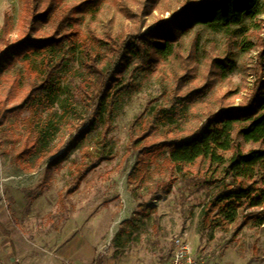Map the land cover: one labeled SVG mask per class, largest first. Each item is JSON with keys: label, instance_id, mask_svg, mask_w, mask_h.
I'll list each match as a JSON object with an SVG mask.
<instances>
[{"label": "trees", "instance_id": "1", "mask_svg": "<svg viewBox=\"0 0 264 264\" xmlns=\"http://www.w3.org/2000/svg\"><path fill=\"white\" fill-rule=\"evenodd\" d=\"M63 1L41 0L37 10L31 5L23 34L12 44L1 40L0 148L6 126L17 127L18 134L8 142L17 148L1 155L10 165L26 170L34 159L51 176L88 136L102 128L95 137L96 148L83 151L89 162L72 164L68 175L74 185L69 194L97 163L113 158L112 148L105 150L110 144L107 136L124 99L138 90L142 76L174 55L180 33L202 26L240 38V47L248 51L254 48L250 32L258 28L257 17L264 14L263 0H201L187 2L179 12L141 34L113 28L91 31L88 25L81 28L75 15L78 7L64 6ZM215 62L223 78L233 71V59ZM70 63L76 68L68 78ZM255 90L243 107L209 112L200 128L183 138L172 134L171 128L190 98L202 92L194 89L188 96L176 92L170 106L152 109V120L140 124L139 136L132 141V147L139 148L137 167L128 179L142 166V177L135 182L139 188L150 174L148 167L155 164L154 173L164 175L158 191L165 194L174 182L188 193L194 187L213 188L199 216L203 230L232 224L249 210L256 212L245 219L258 227L264 225V81ZM23 114L26 117L19 119ZM158 129L163 131V141L140 147ZM241 144L259 149L243 152ZM61 146L64 150L59 153ZM160 155L161 165L156 163ZM203 162L208 164L206 170L193 177L191 168ZM9 213L16 224L14 213ZM123 224L134 226L131 220ZM124 231L115 237L116 247L123 246L119 237ZM102 263L97 257L91 264Z\"/></svg>", "mask_w": 264, "mask_h": 264}, {"label": "rangeland", "instance_id": "2", "mask_svg": "<svg viewBox=\"0 0 264 264\" xmlns=\"http://www.w3.org/2000/svg\"><path fill=\"white\" fill-rule=\"evenodd\" d=\"M197 1L201 0H64L63 4L78 7L75 15L82 29L88 25L91 31L113 28L141 34L179 12L187 2ZM40 3L0 0V46L4 45L2 38L12 44L23 34L28 9L32 5L37 10ZM256 22L258 28L250 32L254 48L248 51L240 47V38L202 26L180 33L174 55L142 76L138 90L124 99L107 136L110 144L105 150L111 147L113 158L97 163L74 193H68L74 185L68 175L72 164L89 162L83 151L96 148L95 137L102 128L88 136L50 176L45 165L38 166L34 159L26 170L18 164L10 165L1 155L18 146L8 143L18 134L17 127L6 126L5 135H1L0 199L11 206L22 232L28 237L51 236V242L57 236L78 233L95 247L102 264H161L169 257L177 236L189 242L201 264H264V225L258 227L244 217L255 210L239 215L232 224L203 230L199 216L213 188L194 187L188 193L181 183L174 182L165 194L158 191L164 175L154 173L155 164L148 167L150 174L139 188L135 182L142 177V166L131 181L128 179L137 167L139 148H133L132 141L139 136L140 124L152 120V109L170 106L176 92L178 96L193 95L194 89L202 92L200 97L192 96L175 119L172 134L181 138L200 128L209 112L243 107L252 97L259 82L264 81V14ZM228 58L233 59L234 68L223 78L215 61ZM68 67L69 78L76 67L73 63ZM25 117L23 114L19 119ZM163 135L158 129L140 147L163 141ZM62 146L59 153L64 150ZM240 148L243 152L259 149L251 144H241ZM162 159L160 155L156 163L161 165ZM207 166L205 162L196 163L191 168L193 177L197 172L203 174ZM130 220L133 227L123 224ZM120 230H125L119 237L123 246L116 247L114 241Z\"/></svg>", "mask_w": 264, "mask_h": 264}, {"label": "crops", "instance_id": "3", "mask_svg": "<svg viewBox=\"0 0 264 264\" xmlns=\"http://www.w3.org/2000/svg\"><path fill=\"white\" fill-rule=\"evenodd\" d=\"M9 204L0 199V264H91L98 256L95 247L78 233L70 237L49 238L26 236L13 224Z\"/></svg>", "mask_w": 264, "mask_h": 264}, {"label": "built area", "instance_id": "4", "mask_svg": "<svg viewBox=\"0 0 264 264\" xmlns=\"http://www.w3.org/2000/svg\"><path fill=\"white\" fill-rule=\"evenodd\" d=\"M165 264H201V262H198L189 242L177 236L172 240L171 255Z\"/></svg>", "mask_w": 264, "mask_h": 264}]
</instances>
